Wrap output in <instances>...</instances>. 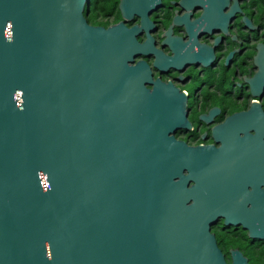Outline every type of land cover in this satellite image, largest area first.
I'll return each mask as SVG.
<instances>
[{
    "label": "water",
    "instance_id": "1",
    "mask_svg": "<svg viewBox=\"0 0 264 264\" xmlns=\"http://www.w3.org/2000/svg\"><path fill=\"white\" fill-rule=\"evenodd\" d=\"M89 1L0 0V264H224L210 227L253 229L240 161L172 136L182 96L128 65L134 30L87 24Z\"/></svg>",
    "mask_w": 264,
    "mask_h": 264
},
{
    "label": "flooded vegetation",
    "instance_id": "2",
    "mask_svg": "<svg viewBox=\"0 0 264 264\" xmlns=\"http://www.w3.org/2000/svg\"><path fill=\"white\" fill-rule=\"evenodd\" d=\"M83 15L93 27L134 30L137 52L128 65L141 63L151 82L182 96L177 141L240 161L246 195L236 196L234 209L253 229L219 217L210 234L224 264H264V0H90ZM11 100L1 86L0 135L9 128Z\"/></svg>",
    "mask_w": 264,
    "mask_h": 264
}]
</instances>
